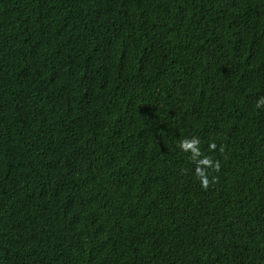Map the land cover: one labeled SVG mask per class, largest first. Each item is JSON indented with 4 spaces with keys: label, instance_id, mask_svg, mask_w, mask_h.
I'll use <instances>...</instances> for the list:
<instances>
[{
    "label": "trees",
    "instance_id": "obj_1",
    "mask_svg": "<svg viewBox=\"0 0 264 264\" xmlns=\"http://www.w3.org/2000/svg\"><path fill=\"white\" fill-rule=\"evenodd\" d=\"M0 264H264V0H0Z\"/></svg>",
    "mask_w": 264,
    "mask_h": 264
}]
</instances>
